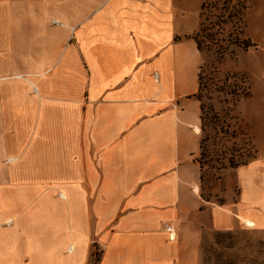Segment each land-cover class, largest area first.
Instances as JSON below:
<instances>
[{
  "label": "crops",
  "instance_id": "crops-1",
  "mask_svg": "<svg viewBox=\"0 0 264 264\" xmlns=\"http://www.w3.org/2000/svg\"><path fill=\"white\" fill-rule=\"evenodd\" d=\"M191 1L0 0V264H202L208 232L264 235V143L224 169L233 199L202 195Z\"/></svg>",
  "mask_w": 264,
  "mask_h": 264
},
{
  "label": "rangeland",
  "instance_id": "rangeland-1",
  "mask_svg": "<svg viewBox=\"0 0 264 264\" xmlns=\"http://www.w3.org/2000/svg\"><path fill=\"white\" fill-rule=\"evenodd\" d=\"M247 4L244 27L228 23L223 34L215 35L208 19L195 34L204 59L198 93L203 107L202 195L219 202L235 197L233 181L224 174V169L233 168L228 158L248 162L264 143V0ZM232 28L238 42L249 46L227 39ZM201 245L202 264H264V235L243 228L208 232ZM98 254L95 251L93 259Z\"/></svg>",
  "mask_w": 264,
  "mask_h": 264
},
{
  "label": "trees",
  "instance_id": "trees-1",
  "mask_svg": "<svg viewBox=\"0 0 264 264\" xmlns=\"http://www.w3.org/2000/svg\"><path fill=\"white\" fill-rule=\"evenodd\" d=\"M247 8H248L247 0H203L200 4L199 17L202 18V20L200 21V27L198 30L204 29V22L208 19H210V21L208 22L210 28L216 29L214 31L215 35L220 33L223 34V32H221L224 30L223 26L228 23L234 25L240 24L242 25L241 27H244V15ZM205 10L207 11V15H205ZM235 28H232V31H229L227 33V39H231L235 44H240V45L242 44L243 46H249L248 43L245 44V42L243 41L238 42L237 34L235 32L233 33V30L235 31ZM196 43L198 45V48H200L199 43L197 41ZM201 70L202 67H200V71L198 75L199 89L198 92L196 93L198 99H199L198 93L201 87ZM200 109H201L200 118L202 120L203 107L201 103H200ZM200 148H201V140H200ZM228 163L230 167H236L245 164L246 162L241 160L233 162L231 158H228Z\"/></svg>",
  "mask_w": 264,
  "mask_h": 264
},
{
  "label": "built area",
  "instance_id": "built-area-1",
  "mask_svg": "<svg viewBox=\"0 0 264 264\" xmlns=\"http://www.w3.org/2000/svg\"><path fill=\"white\" fill-rule=\"evenodd\" d=\"M163 229L168 233V235L171 239L174 238V228H173V225L171 223H164Z\"/></svg>",
  "mask_w": 264,
  "mask_h": 264
}]
</instances>
